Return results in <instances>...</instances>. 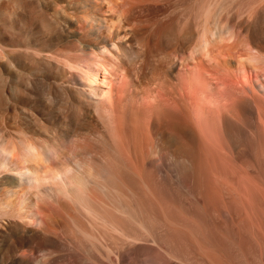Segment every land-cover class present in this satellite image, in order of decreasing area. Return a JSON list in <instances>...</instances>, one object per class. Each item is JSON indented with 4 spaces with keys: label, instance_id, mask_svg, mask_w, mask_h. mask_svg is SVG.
Returning <instances> with one entry per match:
<instances>
[{
    "label": "bare ground",
    "instance_id": "obj_1",
    "mask_svg": "<svg viewBox=\"0 0 264 264\" xmlns=\"http://www.w3.org/2000/svg\"><path fill=\"white\" fill-rule=\"evenodd\" d=\"M135 4L0 0V264H118L124 241L155 242L167 161L188 180L207 157L217 183L261 191L245 162L264 157V0H171L138 63L91 59ZM174 79L188 105L150 90Z\"/></svg>",
    "mask_w": 264,
    "mask_h": 264
},
{
    "label": "rangeland",
    "instance_id": "obj_2",
    "mask_svg": "<svg viewBox=\"0 0 264 264\" xmlns=\"http://www.w3.org/2000/svg\"><path fill=\"white\" fill-rule=\"evenodd\" d=\"M169 1L171 0H136L135 6L131 7L129 11L138 16L123 24L120 37L113 41L114 45H106L103 52L100 49H95L96 55L91 54V59L92 57L97 59L101 57L100 59L111 62L122 61L123 56H128L138 63L136 52L142 48L143 37L150 35L162 38L167 32V17L169 14H173L167 10ZM114 12L108 10L104 14L109 17ZM169 49L167 48V51ZM173 83L176 91L172 94L168 93L167 85L163 86L159 83L152 84L150 90L156 100L159 99L157 94H162L164 97L177 98L182 106L188 105V101L182 99L184 91L180 89L179 82L174 79ZM39 89L43 90L44 86L40 85ZM5 120L6 123H10L8 117ZM168 144L169 139L167 138ZM253 156L254 159L252 158L251 162H245V164L250 163L254 174L253 178L260 184L261 191L251 185L248 188L245 187L238 182V179H235L238 184L233 185L234 188L231 185L229 187L217 183L213 179L212 164L207 157H203L197 165L195 177L188 180L184 178L183 173L167 161V181L163 180L166 183H163L162 180L159 181L160 178L157 175L154 176L155 178L157 176L156 180L158 181L156 182L154 178L155 184L160 182L159 184L165 186L162 189L159 184H156V190L161 193L159 192L158 198L151 202L155 215L159 218L158 202L164 203L167 213V200L174 202L173 205L177 206L172 208L171 216L177 213L185 215L189 212L188 210L196 208V214L203 218V223L198 226L197 230L203 234L204 239L213 245L226 244L228 249L244 254L245 260L250 264H264V157L261 159L258 155ZM167 188L169 195L165 192ZM61 200L66 202L67 210L81 216L77 207L70 208L74 206L71 201ZM41 205L59 208V204L54 200L41 202ZM67 220H70L68 216ZM153 236L155 242L139 238L135 242L134 249H131V244L124 241L120 249L121 256L118 264H151L152 259L156 261L159 258H164L167 264V225L154 230Z\"/></svg>",
    "mask_w": 264,
    "mask_h": 264
},
{
    "label": "crops",
    "instance_id": "obj_3",
    "mask_svg": "<svg viewBox=\"0 0 264 264\" xmlns=\"http://www.w3.org/2000/svg\"><path fill=\"white\" fill-rule=\"evenodd\" d=\"M173 203L167 200V264H250L237 250L228 249L226 244L213 245L203 238L197 230L203 218L196 214V208L185 215L171 216L172 208L177 207Z\"/></svg>",
    "mask_w": 264,
    "mask_h": 264
}]
</instances>
